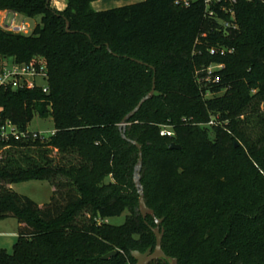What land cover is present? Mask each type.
<instances>
[{
	"label": "trees",
	"instance_id": "obj_1",
	"mask_svg": "<svg viewBox=\"0 0 264 264\" xmlns=\"http://www.w3.org/2000/svg\"><path fill=\"white\" fill-rule=\"evenodd\" d=\"M93 1L65 0L58 10L52 0H0V9L40 19L28 35L0 28V57L35 58L48 73V92L0 87V122L27 130L38 114L55 130L0 143V219L18 221L0 264H136L133 250L155 246L129 140L141 145L145 199L164 218L167 255L177 264H264V0H142L106 10ZM214 47L234 52L210 54ZM202 63L222 66L202 78ZM154 78V96L124 138L120 124ZM163 126L173 135H161ZM52 150L60 159L74 152L78 163L54 161ZM23 180L52 182L51 200L13 191ZM124 211L123 224L105 221Z\"/></svg>",
	"mask_w": 264,
	"mask_h": 264
},
{
	"label": "built area",
	"instance_id": "obj_2",
	"mask_svg": "<svg viewBox=\"0 0 264 264\" xmlns=\"http://www.w3.org/2000/svg\"><path fill=\"white\" fill-rule=\"evenodd\" d=\"M184 3H188L189 0H179ZM214 1L217 0H205L206 5H211ZM235 2L236 0H231ZM225 8V6H224ZM231 17H233L234 12L232 9ZM212 13V12H211ZM26 16L11 10L0 9V28L7 32H13L18 34L28 35L33 32L34 29H31L30 25L26 21ZM230 20L224 22L225 27L230 25ZM227 51L232 52L233 49H226L221 51L222 54H225ZM217 49L211 48L210 54H216ZM1 60H7L0 65V87L5 89H18V88H27L33 89L37 86H41L44 92H48V73L45 65L40 63L39 60L33 58L29 62L18 63L13 57H0ZM222 65H217L215 68H219ZM210 68V67H208ZM214 68L209 69V73ZM209 74V76H210ZM208 76V77H209ZM206 77V78H208ZM38 80H43L44 84H39ZM214 120H211L209 124H213ZM55 130L53 129L51 134ZM161 135H173V131L168 126H163L161 129ZM41 138L44 139L46 136L41 132H33L27 130H20L11 120L6 119L3 122H0V143L9 144L11 141H27L30 139ZM150 264H159L158 261H153Z\"/></svg>",
	"mask_w": 264,
	"mask_h": 264
},
{
	"label": "rangeland",
	"instance_id": "obj_3",
	"mask_svg": "<svg viewBox=\"0 0 264 264\" xmlns=\"http://www.w3.org/2000/svg\"><path fill=\"white\" fill-rule=\"evenodd\" d=\"M54 4H56L54 2ZM27 23L30 25L31 29H34L37 23L40 22L39 18H25ZM218 50L216 54L225 55L222 54L221 51L224 50V47H214ZM199 53H201V50L198 49ZM234 52V51H233ZM232 53V52H231ZM3 62H7V60H1L0 58V65ZM201 68L199 70V75H201L202 78H206L209 76V69L215 68L218 64L213 63L208 67H206L205 63L201 64ZM39 84H44L43 80H38ZM260 110L264 111V101L260 104ZM252 109H250L251 111ZM1 113V110H0ZM29 131L33 132H41L46 137L51 135L52 130L54 129V121L52 117L43 118L40 117L38 114L34 115V118L32 122L29 125ZM238 143V142H237ZM17 156L18 154L15 153ZM50 156L53 158L54 161H62L63 164H71V163H78V157L74 152H69L63 156V159L61 155L58 153L57 150H52L50 153ZM59 179L65 180L66 178L62 177ZM109 179H107L108 181ZM11 188L13 191L26 195L30 198H32L34 201H36L39 204L47 203L51 200L52 194H53V184L49 180H23L16 183H13L11 185ZM128 212L124 211L123 213L119 215H115L112 217H108L105 221L113 224V225H121L124 223L126 216ZM18 237V221L16 218L13 217H7L0 219V249H7L9 252L13 251L14 244L17 241Z\"/></svg>",
	"mask_w": 264,
	"mask_h": 264
},
{
	"label": "water",
	"instance_id": "obj_4",
	"mask_svg": "<svg viewBox=\"0 0 264 264\" xmlns=\"http://www.w3.org/2000/svg\"><path fill=\"white\" fill-rule=\"evenodd\" d=\"M69 27H70V24L67 21L66 29L69 30ZM108 49H109V47H108ZM136 61L140 64L143 63L140 60H136ZM155 88H156V85H155V78H154L153 87H152L151 91L147 95H145L140 100V102L137 104V106L123 118V120L120 124V128L122 130V136L124 138H126L125 130H126V126L128 125L129 120L140 110V108L142 107L144 102H146L147 100L151 99L154 96ZM129 141H131L139 149V158H138V161H137V163L135 165V169H134V182H135L136 189L139 193V210H140V213L143 216V218L146 219L147 216L150 215V216L155 218V222H156V226L152 227V231L154 232L155 237H156L155 246H150L144 252H142L140 250H133L131 252V256L136 261V264H150L151 262L156 261V260H161L163 263L177 264L178 259L170 257L169 255H167L166 252L164 251L163 247H162V241H163V237H164V229H162L160 227V225L163 222L164 218H157L154 210L148 206L146 199H145L144 189H143V185L141 182V171H142V166H143V152L141 149V145H140V143H138L136 141H133V140H129ZM169 147L179 149L180 145L173 142L169 145ZM118 252H119L118 249H115L111 252H108L107 254H105L103 256V259H109L112 256L118 254Z\"/></svg>",
	"mask_w": 264,
	"mask_h": 264
},
{
	"label": "crops",
	"instance_id": "obj_5",
	"mask_svg": "<svg viewBox=\"0 0 264 264\" xmlns=\"http://www.w3.org/2000/svg\"><path fill=\"white\" fill-rule=\"evenodd\" d=\"M139 1H142V0H95L92 2V7L95 10H106V9H110L113 7L131 4V3H135ZM54 2L56 4H54ZM65 5H66L65 0H52V6L58 10L64 9Z\"/></svg>",
	"mask_w": 264,
	"mask_h": 264
}]
</instances>
